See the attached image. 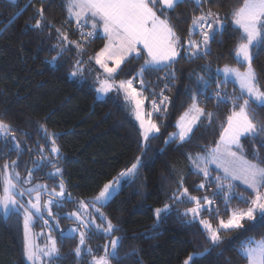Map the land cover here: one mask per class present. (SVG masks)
Returning a JSON list of instances; mask_svg holds the SVG:
<instances>
[{"label":"snow or ice","instance_id":"snow-or-ice-1","mask_svg":"<svg viewBox=\"0 0 264 264\" xmlns=\"http://www.w3.org/2000/svg\"><path fill=\"white\" fill-rule=\"evenodd\" d=\"M9 2L16 4V0ZM39 2L40 7L36 9V16L28 30L41 34L48 32L51 38L54 26L46 21L47 0ZM190 3H194L195 11L200 14L196 15L194 11L187 37L182 39L179 25L187 21L179 19L182 14H177L176 9L181 4ZM207 3L210 0H66L64 24H75L80 39L72 40L63 26L55 27L56 43L52 49L56 55L50 63L55 66L74 50L75 60L70 71L72 78H85L86 65L94 63L98 66L95 69V83L98 86L94 90L102 97H108L110 93L122 96L123 106L138 122L141 147L146 148L151 139L159 138L161 127L153 116L167 113L171 100L165 93L171 91L177 80L175 65L182 59H206L211 55V45L221 42L228 31L227 17L222 18L211 7L206 9ZM231 25L232 30L238 33L232 48L235 66L225 64L223 68H217L215 76L211 73L210 65L201 69L203 74H190V79L195 77L197 84L196 88L187 90L191 102L176 122L177 131L169 133L163 141L166 146L190 143L202 123L206 121L209 127L213 123L214 114L206 111L207 104L215 101L219 108L231 101V111L220 125L215 147L204 154L187 156L193 173L203 178L196 190L206 192L214 186L216 192L211 197L207 194L193 195L184 186L181 177L176 190L169 197L172 203H165L153 210L159 224L172 214L173 203L177 206L191 205L178 215L184 218L186 224L198 223L213 246L223 242V234L243 229L245 222H254L258 216L264 220V159L256 151L249 158L244 147L246 141H252L255 149L257 140L264 147V123L259 122L255 111L257 107L264 109V68L258 70L255 66L258 51L264 49V0H243L231 12ZM101 31L105 40L103 47L85 60L87 46ZM132 60H143V64L134 75L121 79L122 66ZM154 73L164 74L158 77L164 84L159 93L153 88L150 98L145 93L151 84L148 77ZM87 74L93 75L92 67L87 68ZM230 80L239 85V94L235 91L229 94L225 90ZM146 101H150L148 109L145 107ZM39 131L45 144L37 143L38 159L32 161L34 167L28 169L24 177L18 171V159L5 161L0 168V214L5 218L22 215L23 255L27 264H60L66 258L61 256L58 241L52 236L53 230L59 233L61 241L78 238L73 249L77 264H85L84 257L90 258L87 264H121L122 259L136 255L133 250L124 258L120 256L123 238L116 235L120 228L102 209L119 190L122 180L136 179L142 166L141 158L138 156L116 179L105 183L92 200H74L67 190L63 169L58 163L61 149L57 144V134L50 132L43 124ZM0 139L7 148V152H0V158L12 152L19 158L30 151L16 139L14 129L3 119H0ZM43 168H51L53 171L47 175L58 180L51 188L33 182L35 173ZM213 172H217L214 177ZM239 185H243L244 190H240ZM217 197L225 205L223 215L216 204ZM233 202L244 207H231ZM68 203H75L76 208L62 217L60 210ZM61 219L71 221L73 226L62 229ZM213 219L217 221L215 226ZM36 221H42L49 229L44 247L36 245L32 239V227ZM94 233L101 234L107 240L102 255H98L89 244ZM205 254H190L183 264H198L199 257ZM239 254L246 264H264V237H249L241 244Z\"/></svg>","mask_w":264,"mask_h":264},{"label":"trees","instance_id":"trees-1","mask_svg":"<svg viewBox=\"0 0 264 264\" xmlns=\"http://www.w3.org/2000/svg\"><path fill=\"white\" fill-rule=\"evenodd\" d=\"M242 3L243 0H210V3L205 4L206 9L211 7L222 18L227 17L228 31L221 42L211 45V55L206 59H182L175 65L177 80L171 91L165 93L171 100L167 113L153 116L161 127L159 138L151 139L148 146L142 148L138 122L123 106L122 96L112 93L103 99L97 98L94 89L95 69L98 66L94 63L86 65L85 78H72L70 71L75 60L74 50L62 57L55 66L50 63L56 55L52 49L56 43L55 27L63 26L72 40L80 39L75 24H64L67 16L66 0H47L45 3L46 21L54 26L51 38L48 32L41 34L28 30L36 16V9L40 7L39 0H16V4L0 0V119L9 123L15 131L16 139L26 149H30L19 158L15 152L0 158V168L5 161L18 159V171L24 177L27 170L34 167L32 161L38 159L39 152L37 143L45 144L39 131L43 124L50 132L57 134V144L61 149L58 163L63 169L67 190L74 200L88 201L99 193L105 183L130 167L139 156L142 166L136 179L124 182L102 209L120 228L116 233L123 238L120 256L124 258L133 250L136 252V255L122 259L121 264H136L137 261L139 264H183L188 255L205 252L207 254L199 257L198 264H246V260L239 254L241 244L249 237H264V220L259 216L254 222H245L243 229L223 234V242L213 246L198 223L186 224L184 218L178 215L191 205L177 206L173 203L172 214L159 224L153 214L156 207L172 203L169 197L176 190L181 177L184 186L193 195L207 194L211 197L216 192L214 186L206 192L196 190L203 178L193 173L187 156L204 154L215 147L220 125L231 111V101L219 108L215 101L207 104L206 111L214 114L213 123L210 127L206 121L202 123L190 143L166 146L163 141L169 133L177 131L176 122L191 102L187 90L196 88L197 84L195 77L190 79V74L201 73L202 68L210 65L211 73L215 76L217 68H223L225 64L235 66L232 48L238 33L232 30L231 12ZM194 11V3L181 4L176 9L177 14H182L179 19L187 21L179 25L182 39L187 37ZM195 14L200 13L195 11ZM104 43L99 33L87 46L84 59L94 55ZM142 64L143 60H132L122 66L120 78L134 75ZM255 66L258 70L264 68V49L258 51ZM88 67L93 68L91 76L87 74ZM163 75L154 73L148 77L151 84L145 95L151 98L153 88L157 93L160 92L164 81L158 77ZM225 90L229 94L238 91L230 81ZM145 107L150 108V101H146ZM255 111L259 122L264 123V109L257 107ZM244 147L249 158L256 151L264 159V147L260 146L259 140L255 142V149L252 141H246ZM0 152H7L2 139ZM51 171V168H43L36 172L33 182L40 181L53 187L58 180L47 175ZM216 174L213 172V177ZM239 189L244 190V186L239 185ZM216 204L223 215L225 205L220 197H217ZM74 205L66 204L60 210V215L63 217ZM231 207L244 205L233 202ZM212 222L214 226L217 223L215 219ZM60 223L63 229L70 221L61 219ZM22 235L21 216L5 218L0 214V264H27L23 255ZM55 236L61 248V256L66 257L60 264H77L73 249L78 238L61 241L58 232ZM98 238L105 240L101 234L94 233L89 244H96ZM84 260L87 264L88 257H84Z\"/></svg>","mask_w":264,"mask_h":264},{"label":"rangeland","instance_id":"rangeland-1","mask_svg":"<svg viewBox=\"0 0 264 264\" xmlns=\"http://www.w3.org/2000/svg\"><path fill=\"white\" fill-rule=\"evenodd\" d=\"M101 33V35H102V31L100 32ZM230 82H232V83H234V81H231L230 80ZM234 85L236 86V89L238 90L237 92H236V94H239V85L238 84H235L234 83ZM98 85L96 84L95 85V87H97ZM110 94H112V93H110ZM96 95H97V98L98 99H103V98H105V97H102V96H98V94H97V92H96ZM118 177V176H117ZM116 177V178H117ZM115 178V179H116ZM114 180V179H113ZM112 181V180H111ZM127 180H122L121 181V184H120V187H119V189L122 187V185H123V183L124 182H126ZM38 184H46V183H42V182H40V181H38L37 182ZM239 183V182H238ZM47 186H48V184H46ZM50 188V187H49ZM119 191V190H118ZM117 191V192H118ZM116 192V193H117ZM115 193V194H116ZM94 198V197H93ZM93 198H91L90 200H92ZM26 199V198H25ZM90 200H88V201H90ZM75 208H76V205H74L73 207H72V209L71 210H69L68 212H71V211H73V210H75ZM103 211V210H102ZM19 216H21V218H22V227H23V217H22V215H19ZM73 226V224H72V222L70 221V224L69 225H66L65 226V228H63V229H68V228H70V227H72ZM60 227L62 228V224L60 223ZM48 233H49V229H48V227H46V226H44V224H43V222L42 221H36L35 222V224H34V226L32 227V232H31V234H32V239H33V242L36 244V245H38V246H40V247H44V245L47 243V236H48ZM57 234V232L55 231V230H53L52 231V236L53 237H55L56 238V235ZM57 239V238H56ZM107 243V240L105 239V240H102V239H99L98 238V242L96 243V244H90V246L95 250V252L98 254V255H102L103 254V247H104V245ZM22 247H24V227H23V235H22ZM100 247L102 248L101 250H100ZM90 258L88 257V260H89Z\"/></svg>","mask_w":264,"mask_h":264}]
</instances>
